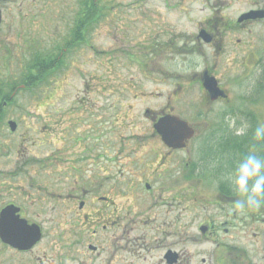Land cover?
<instances>
[{
    "label": "flooded vegetation",
    "instance_id": "flooded-vegetation-1",
    "mask_svg": "<svg viewBox=\"0 0 264 264\" xmlns=\"http://www.w3.org/2000/svg\"><path fill=\"white\" fill-rule=\"evenodd\" d=\"M101 1H94V16L81 8L70 29L72 40L55 49L52 0H0V264H264V246L250 256L227 239L253 225L264 230V208L237 209L242 194L199 188L218 182L219 161L210 159L221 147L228 151L232 140L211 121L236 113L233 89L258 68L259 84L264 83L256 43L237 35L264 22L253 13L264 12V1L179 0L215 10L189 37L162 25L148 27L147 43L130 53L120 46L129 40L131 26L115 16L114 6L113 16L102 18ZM236 3L249 9L228 19L222 12ZM107 19L110 27L103 30ZM102 32L120 38L121 45L110 50L111 63L138 55L145 78L156 74L159 84L167 85L155 93L163 100L159 108L144 109L145 124L133 118L128 95L80 97L65 110L56 106L52 93L63 80L65 57L77 47L95 66L92 83L85 79V86L102 85L97 74ZM191 56L198 61L190 74L166 67L167 61ZM114 68L112 84L118 81ZM48 88L50 96L20 95L35 89L46 94ZM102 99L109 101L104 110ZM167 117L192 129L182 147L169 146L155 128ZM16 135L20 140L10 137ZM200 216L204 219L196 223ZM191 226L201 237L183 240Z\"/></svg>",
    "mask_w": 264,
    "mask_h": 264
},
{
    "label": "rangeland",
    "instance_id": "rangeland-1",
    "mask_svg": "<svg viewBox=\"0 0 264 264\" xmlns=\"http://www.w3.org/2000/svg\"><path fill=\"white\" fill-rule=\"evenodd\" d=\"M83 0H52L53 4V22H54V37L51 39L53 47L63 46L69 40H72V34H70V29L75 24V19L79 16V11L82 8ZM264 1V0H262ZM102 5L105 6L102 14V18H110L112 14V6L115 7L117 14L120 18H124L128 26H131V32L129 35V40L125 44H120V38L113 40L112 37L106 35L104 32L97 38L98 49L101 51V69L97 72L102 79V85L99 87L93 86L91 75L95 72V66L89 60L90 56L83 55L81 53V48L77 47L74 51H71L65 57L67 63L65 67V74L59 85H56L52 96L57 97V108H62L71 104L72 101L80 97H104V96H122L128 95L132 96V114L133 118L136 120L140 119L141 124H145L147 121L144 118L143 112L145 108L157 109L161 105L163 100H158L156 94L158 91L167 90L166 84H159L160 78L158 75H153L152 79H147L142 72V59L138 56H134L132 61H127L119 58L118 63H111L110 60V50L118 43L121 45L120 49L127 51L132 50L140 52L142 46H144L145 35L144 31L147 28L157 29L158 26L162 25L168 32L172 33L175 30L184 37H189L193 35L197 30V23L201 18L211 15L215 9H204L202 4H186L181 3L179 0H102ZM244 4L236 3L228 9H225L222 14L228 19H233L242 12L247 11ZM77 22V21H76ZM108 19L103 25V30L109 28ZM76 25V24H75ZM238 37L256 43L255 53L258 56H262L264 59V22L248 25L245 31L237 33ZM80 49V50H78ZM86 59L84 62L83 60ZM129 59V58H128ZM198 61L195 56L189 58L178 57L176 61H167L166 67L172 71H176L180 74H190L195 69L194 62ZM117 66V76L118 81L116 84L109 83L111 80L110 72L113 71L114 66ZM153 65V62H150ZM261 71L259 68L250 75L246 81H244L240 86H236L233 91L235 93L236 102L234 104L236 113L227 119H223L219 122L211 121L217 123L216 128H226L228 133L231 134V141L238 140L241 144L247 148V152L242 157L236 152L231 141L228 142L229 148L225 150L223 147L220 148L221 153H215L216 159H210L211 161H219L216 163L217 172H215V179L218 177V182L216 180L204 182L199 188L202 192L213 193L217 192L219 187H225L230 193H239L233 182L235 169L240 162V160L246 155L252 153L261 157L262 153L257 152L259 148L253 143L255 137V130L259 126H264V83L259 84V76ZM85 79L91 81L90 88L85 86ZM168 80V79H167ZM104 81V82H103ZM111 86H114L113 88ZM242 86V87H241ZM128 89V90H126ZM52 88L47 89L45 94V89H35L33 91H24L20 93L22 97L30 96H45L51 95ZM50 93V94H49ZM143 93L151 94L147 100L142 98ZM136 96H139L136 99ZM146 96V95H145ZM244 96V100L239 99ZM103 110L105 107L108 108L109 101L105 99L100 100ZM240 102V103H239ZM244 103V104H242ZM242 104V105H241ZM217 109H222L218 106ZM107 111H102V113ZM140 124V125H141ZM221 124V125H220ZM220 125V126H219ZM140 127V126H139ZM240 134H237V133ZM40 136L41 134H37ZM20 140V137L16 135L15 137ZM9 137H4V141H8ZM33 138V137H31ZM1 141L2 138H0ZM17 141V140H16ZM29 144V143H27ZM253 144V145H252ZM17 148H14L16 150ZM208 164V163H207ZM223 178L227 179L228 183H222ZM222 183V184H221ZM251 184V182H250ZM200 208V207H199ZM261 208H264V203H262ZM212 210V209H211ZM211 210L207 209V213ZM214 211V210H212ZM202 215L206 214L203 209L198 210ZM185 221H188L187 215L183 216ZM204 218L200 216L197 218L196 223L202 221ZM246 230V231H245ZM243 232L238 230L232 231L227 239L229 241H235L241 246H244L246 250L251 251L250 256H256L253 251L257 246H264V230L260 229L258 225H253L250 228L245 229ZM183 240H192V237H201L198 235V228L196 226H191L187 230L183 231ZM257 234V237L254 234ZM221 239V238H220ZM261 255V254H260Z\"/></svg>",
    "mask_w": 264,
    "mask_h": 264
},
{
    "label": "clouds",
    "instance_id": "clouds-1",
    "mask_svg": "<svg viewBox=\"0 0 264 264\" xmlns=\"http://www.w3.org/2000/svg\"><path fill=\"white\" fill-rule=\"evenodd\" d=\"M255 138L264 140V126L256 128ZM233 182L244 197L236 202V208L259 210L264 203V158L252 153L243 157L235 169Z\"/></svg>",
    "mask_w": 264,
    "mask_h": 264
},
{
    "label": "water",
    "instance_id": "water-1",
    "mask_svg": "<svg viewBox=\"0 0 264 264\" xmlns=\"http://www.w3.org/2000/svg\"><path fill=\"white\" fill-rule=\"evenodd\" d=\"M253 13L264 18V12L254 11ZM249 16H251V14L245 15L244 18ZM11 125L12 128L15 129L14 123ZM155 128L162 134L164 140L169 146L176 148L182 147L183 141L190 138L193 134L188 123L177 117L163 118L155 125Z\"/></svg>",
    "mask_w": 264,
    "mask_h": 264
},
{
    "label": "trees",
    "instance_id": "trees-1",
    "mask_svg": "<svg viewBox=\"0 0 264 264\" xmlns=\"http://www.w3.org/2000/svg\"><path fill=\"white\" fill-rule=\"evenodd\" d=\"M94 1L95 0H84L82 2V7L85 8V10H89L90 11L89 12V15L91 14V16H94L95 15V14L92 13V11L94 10V8L96 7L94 5ZM253 143H255L254 145H256L259 148V150L257 152L262 153L261 158H264V140H257L254 137ZM231 144L234 146L236 152H238L241 157H242V155H245L246 154L247 148L244 147L241 144V142H239L238 140H236L235 142L234 141H231ZM257 156H258V153H257Z\"/></svg>",
    "mask_w": 264,
    "mask_h": 264
}]
</instances>
